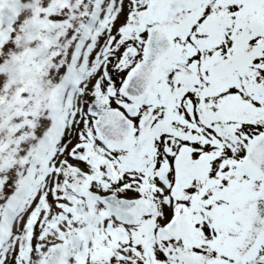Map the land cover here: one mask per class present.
<instances>
[{
    "label": "snow or ice",
    "instance_id": "obj_1",
    "mask_svg": "<svg viewBox=\"0 0 264 264\" xmlns=\"http://www.w3.org/2000/svg\"><path fill=\"white\" fill-rule=\"evenodd\" d=\"M0 264H264V0H0Z\"/></svg>",
    "mask_w": 264,
    "mask_h": 264
}]
</instances>
